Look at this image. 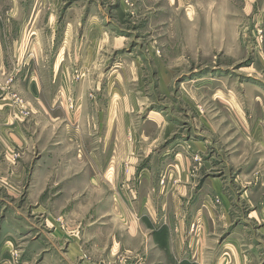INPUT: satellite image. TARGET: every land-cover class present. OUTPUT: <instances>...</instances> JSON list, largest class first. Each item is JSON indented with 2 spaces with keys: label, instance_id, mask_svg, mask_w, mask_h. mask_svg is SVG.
I'll use <instances>...</instances> for the list:
<instances>
[{
  "label": "rangeland",
  "instance_id": "rangeland-1",
  "mask_svg": "<svg viewBox=\"0 0 264 264\" xmlns=\"http://www.w3.org/2000/svg\"><path fill=\"white\" fill-rule=\"evenodd\" d=\"M1 110L4 163L20 174L13 195L0 188L16 264L42 237L35 209L63 197L94 199L96 224L119 199L155 212L175 250L143 256L154 264H264V13L252 0H0ZM126 250L112 260L139 261Z\"/></svg>",
  "mask_w": 264,
  "mask_h": 264
},
{
  "label": "crops",
  "instance_id": "crops-1",
  "mask_svg": "<svg viewBox=\"0 0 264 264\" xmlns=\"http://www.w3.org/2000/svg\"><path fill=\"white\" fill-rule=\"evenodd\" d=\"M252 2L256 6H260L261 13H264V0H252ZM2 118L0 116V188H5L8 194L13 195L15 188L18 187L20 174L18 167L14 168L7 162V165L4 163L3 152L6 144ZM11 133L10 139L15 140L14 134H18ZM92 155L94 154L92 153ZM95 182L97 180L93 178L91 187L94 190ZM82 184V181L75 182L74 188L81 189ZM57 185L58 183L54 182L53 186ZM119 201H123V205L119 206V211L105 218L106 221L98 219V224H96L94 199L77 198L69 200L63 197L53 200L44 198L43 205L34 211L35 216H39L43 220V228L40 231L42 237L35 241L33 251L29 252V257L24 262L35 264L37 260L43 257L40 264H95V246L103 247L105 243H107V250H104L107 255V264H132L130 261L116 263L112 260L113 254L121 247L127 249L122 255H132V257H137V260L139 259L134 264H154V262L146 261V257H143L147 256L148 258V253L154 255L157 252L164 253L166 251L168 254L174 252L175 249L171 245L173 240L169 238L170 230L167 225H162V227H165L163 228L168 239L161 243L156 238L159 236L158 232L162 230V227H155L158 216L154 211L153 214H135L131 207L124 208L125 205L128 206L127 201L121 199ZM113 202L115 205L116 200L114 199ZM146 202L149 201L145 200L141 207L147 209V205L144 206L147 204ZM117 230L123 231V237L125 235L126 237H120L119 240H116L115 232ZM147 230L152 232V237L155 235L149 251L148 247L143 246V241L146 240L144 237H147L145 233ZM1 231L5 233L0 235L2 239L0 241V264H16L11 259V252L13 249H19V246L16 245L18 240L16 233L19 231L15 230L12 237H9V231L3 230L2 226L0 227ZM28 235H31L30 232Z\"/></svg>",
  "mask_w": 264,
  "mask_h": 264
}]
</instances>
